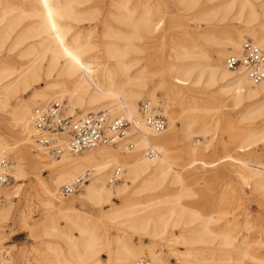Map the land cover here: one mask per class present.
<instances>
[{
	"label": "bare ground",
	"instance_id": "obj_1",
	"mask_svg": "<svg viewBox=\"0 0 264 264\" xmlns=\"http://www.w3.org/2000/svg\"><path fill=\"white\" fill-rule=\"evenodd\" d=\"M177 3L184 7L188 15L205 22L209 29L207 33H193L194 39L174 43L170 56L175 61L168 67L170 78L159 76L158 88L150 90L153 84L151 75L134 67L139 61L137 55L144 52L145 42L161 29V20L157 21L153 14L165 11L169 0H113L106 10L100 0H0L3 14L0 20V111L8 108L17 94H25L35 85L47 82L28 99L16 101L10 113L18 128L17 134L22 139L19 143H35L39 148L34 152L41 153H34L33 159L45 164L52 173L51 182L36 175L34 186L44 195L45 204L62 216L77 207L74 202L65 205L59 196L61 187L81 175H93L91 183L86 184L89 176L88 181L81 185V188L84 187L81 196L96 207L112 202L114 196L126 194L124 201L113 207L112 213L129 215L127 225L140 234L141 241L139 245L121 247L122 238L118 235L115 250L107 248L110 259L115 255L117 264H138L140 259L147 258L142 256L146 250L143 239L148 236L154 240L148 247L152 254L149 264H166L155 251L156 241L167 246L184 244L191 251L198 246L201 247L199 250L216 249L213 248L214 240L209 237L207 224L194 226L195 217L198 218L200 212L194 213V217H186L187 212L183 209L169 210L160 206L144 211L136 207L137 203H131L141 192L162 185L172 172L175 175L173 183L182 185L178 199L185 197L183 191H186L183 177L176 174L168 151L174 125L172 129L155 133L139 111V100L149 98L150 101H144L163 108L156 94L159 89L165 92L169 101L185 98L196 102V98L182 92L181 86L197 83L217 90L216 97L219 99L225 97L234 101L236 106L244 105L241 121L253 123L264 115V81L254 84L243 68L233 70L223 65L224 62L226 65L225 60L231 54L241 52L246 40L264 48V0H177ZM231 12L234 15L230 16ZM99 20L103 23L101 33L96 25L92 26ZM231 20L244 23L246 27L226 28V31L220 29L219 26L223 23L227 25ZM84 24L92 25L82 28ZM198 36L213 46L210 52L200 48ZM23 59L28 60L19 67L10 64ZM51 98L67 99L71 113L75 115H78V111H81L79 115L110 111L113 116L128 121V137L112 146L118 147V150L98 146L78 157L76 155L80 153L65 151L55 160L47 159L44 154L51 155L37 144L33 117L35 109L46 107L51 103ZM37 105L41 106L33 110V106ZM199 108L197 105L187 107L185 110H190L182 114V132L186 138L209 132L208 123L204 120L200 121L197 131L194 128L199 117L189 112L198 111ZM131 124L136 144L132 141L134 134ZM168 130L171 131L166 134ZM259 140H264V128H253L247 132L244 143L249 145ZM129 143H133V149L128 147ZM16 147L0 134V171L2 163L9 158L7 150ZM141 149L146 150L144 155L139 154ZM148 150L154 154L148 155ZM187 150L194 156L200 153L193 142ZM195 161L197 159L191 161L192 164H197ZM245 167L251 176L240 171L243 180L247 182L252 177L257 181L264 180L263 167L246 164ZM117 169L121 171L115 182L121 178L122 183L113 184L112 178ZM9 172L17 182L25 178L27 173L22 159H17L13 165L10 163ZM7 187L8 184L0 185V194L5 196L3 200L6 201V204L0 205V227L11 214L13 198L19 197L21 184L15 191ZM88 223H76L82 235L81 250L65 231H59L54 220L46 227V235L57 234L67 238L66 253L62 248L51 249L55 264H101L102 248ZM176 229L180 230V235L175 233ZM220 244L224 246V249H218L220 251L227 252L229 248H234L227 236ZM241 253V261L251 256L247 250ZM192 254L187 253L188 256ZM184 264L201 263L186 259Z\"/></svg>",
	"mask_w": 264,
	"mask_h": 264
},
{
	"label": "rangeland",
	"instance_id": "obj_2",
	"mask_svg": "<svg viewBox=\"0 0 264 264\" xmlns=\"http://www.w3.org/2000/svg\"><path fill=\"white\" fill-rule=\"evenodd\" d=\"M100 1H103L106 10L113 0ZM232 15H234L233 12L230 13V16ZM2 16L0 11V20ZM153 16L157 21L161 20V29L152 36L153 38L145 42L143 45L144 52L137 55L139 61L134 67V69H143L145 73L151 75L153 84L150 86V90L158 88L159 76L164 75L170 78L168 67L175 61L170 56L174 43L187 41L189 38L194 39L193 33H207L209 29L205 22L188 15V12L177 3V0H169L166 10L155 12ZM100 20L94 25L84 24L81 27L88 28L91 25H96L97 30L101 33L103 23ZM229 22L231 24L223 23L222 26H219L220 29L226 31V28L243 29L246 27L244 23L235 20ZM198 38L200 48L210 52L213 46L206 43L203 38L199 36ZM27 60H17L10 62V64L19 67L21 63ZM223 65L226 67L225 62ZM46 83L44 81L42 84L35 85L32 90L25 94H17L10 101V106L0 111V134L8 143L17 146L15 149L7 150L8 160L13 165L17 159H22L27 173L20 182H17L11 173L12 179L7 188L15 191L20 183L21 190L19 197L13 198L14 205L10 216L1 223L0 250L5 248L12 252L9 260L11 264H55L51 249L54 247L62 248V251L66 253L67 238L57 234L46 235V227L54 220L59 231H65L81 250L82 235L76 223L83 224L84 221H87L89 222L87 226L92 229L91 233L102 248L100 253L101 264H117L115 255H113L114 260L110 259L107 248L115 250L118 235L122 238L121 247L139 245L141 241L140 234L127 225L129 215L112 213L113 207L121 204L126 194L114 196L112 202L104 204L103 207H96L87 198L81 196L84 187L74 195L64 196L62 187L65 185H63L59 196L64 200L65 205L74 202L77 209L68 212L66 216H62L45 204L44 195L38 187L34 186L33 180L36 175L47 182H51L52 173L45 164L37 163V160L33 159L34 153H41L40 151L34 152L39 148L35 143L32 145L19 143L22 139L17 134L18 128L10 113L16 101L28 99ZM196 84L190 83L187 86H181L182 92L196 98V102L185 98L169 101L165 92L157 89L156 94L163 108L152 104L157 108V111L167 117L168 129H172L174 125L168 151L170 160L176 167V174L178 173L183 177V185L186 188V191H183L185 197L178 199V195L182 193V185L173 183L172 180L175 175L172 172L162 185L141 192L131 203H137L136 207H141V209H145L144 211L160 206H165L169 210L183 209L187 212L185 213L186 217H194V213L200 212L199 217H195L194 226H199L202 223L207 224L210 232L209 237L214 240L213 248H216L215 250H199L201 247L198 246L191 251L189 250L190 247L184 244L167 246L156 241L155 251L164 258L166 264H184L186 259L201 264H264V180L257 181L255 177H252L246 182L239 175L241 171L245 175L251 176V172L245 167V164L246 166L255 165L264 168V140L249 145L244 143L247 132L253 128L258 130L264 128V115L256 118L253 123H249L248 120L241 121L240 115L244 105L236 106L234 101L225 97L219 99L216 97L217 90L214 88ZM145 99L150 101L149 98ZM145 99L139 100L140 112L141 104L146 102ZM54 101H64L68 112L71 114V107H69L67 99L51 98L49 103ZM168 103L169 105H167ZM195 105L206 109L201 110L199 108L198 111L191 110L189 112V114L193 113L194 116L199 117L194 128L197 131L199 124H201L200 121L204 120L208 123L209 132L203 136L192 134L186 138L182 132L181 117H183V113L190 110H185V108ZM38 106L41 105L33 106V110ZM78 112V115L81 114V111ZM170 131L168 130L166 134ZM131 132L132 135L134 134L132 141L135 143L132 124ZM192 142L196 144V148L200 152L196 156L187 150ZM110 147L118 150V147ZM89 151L91 150L80 153L76 157L85 155ZM144 151L146 150L141 149L139 154L144 155ZM44 155L50 160L57 159L56 156ZM194 159H197L195 161L197 164H192L191 161ZM89 176L90 180L86 184L93 180V175L89 173ZM118 183H122L121 178L117 182L113 181V184ZM130 186L132 185L130 184ZM0 196L5 200L4 195L0 194ZM4 202L6 204V201ZM175 233L181 234L178 229L175 230ZM226 236L233 243L234 248H229L227 252L220 251L219 248L224 249L220 242ZM153 242L154 240L149 236L143 239L146 250L142 257H147L150 263L152 262V254L148 247ZM244 250L250 252L251 256L245 257L241 261L240 259L243 258L241 251ZM189 252L193 254L188 256L187 253Z\"/></svg>",
	"mask_w": 264,
	"mask_h": 264
},
{
	"label": "built area",
	"instance_id": "obj_3",
	"mask_svg": "<svg viewBox=\"0 0 264 264\" xmlns=\"http://www.w3.org/2000/svg\"><path fill=\"white\" fill-rule=\"evenodd\" d=\"M226 66L233 70L243 68L251 82L259 84L264 81V48L251 40H246L242 44L241 52L231 54L226 59ZM140 109L147 124L155 133H162L168 128L167 117L149 102L142 103ZM33 122L37 144L48 154L56 157L65 151L76 154L98 146L116 145L128 137L130 127L128 121L113 116L108 110L84 115L69 114L66 104L59 101L51 102L46 107L36 108ZM128 147L133 149V143H129ZM153 154L152 150H148V155ZM9 165V160L2 163L0 185L9 184L12 179ZM120 171L121 169H117L113 181H116ZM88 179V174L77 177L72 183L62 187L63 195L76 194ZM3 202V198L0 197V205ZM11 255L10 250L1 249L0 264H10ZM138 264H149V262L147 258H142Z\"/></svg>",
	"mask_w": 264,
	"mask_h": 264
}]
</instances>
